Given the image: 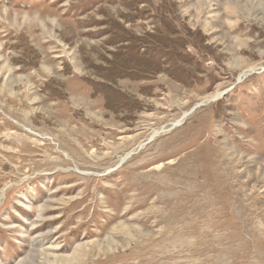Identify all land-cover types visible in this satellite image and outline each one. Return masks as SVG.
Returning a JSON list of instances; mask_svg holds the SVG:
<instances>
[{
    "label": "rangeland",
    "instance_id": "1",
    "mask_svg": "<svg viewBox=\"0 0 264 264\" xmlns=\"http://www.w3.org/2000/svg\"><path fill=\"white\" fill-rule=\"evenodd\" d=\"M0 264H264V0H0Z\"/></svg>",
    "mask_w": 264,
    "mask_h": 264
},
{
    "label": "bare ground",
    "instance_id": "2",
    "mask_svg": "<svg viewBox=\"0 0 264 264\" xmlns=\"http://www.w3.org/2000/svg\"><path fill=\"white\" fill-rule=\"evenodd\" d=\"M129 155H133V152L130 153ZM43 245H44V244H43ZM51 252H53V251H47V250L44 251V255L46 256L47 259H49V258L52 257V253H51ZM53 257H54V255H53ZM72 258H74V257H72ZM70 259H71V258H68V261H69Z\"/></svg>",
    "mask_w": 264,
    "mask_h": 264
}]
</instances>
